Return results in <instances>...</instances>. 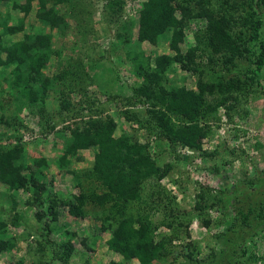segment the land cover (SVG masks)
Wrapping results in <instances>:
<instances>
[{"label":"rangeland","instance_id":"obj_1","mask_svg":"<svg viewBox=\"0 0 264 264\" xmlns=\"http://www.w3.org/2000/svg\"><path fill=\"white\" fill-rule=\"evenodd\" d=\"M25 1L16 0L19 4ZM108 1L71 0L61 10L66 16V19H62L63 26L51 30L52 40L63 50V57L51 56L44 69L47 75L57 72L65 60L71 65L79 61L84 66L76 91L64 94L71 107L67 111L61 110L60 103L53 97L46 99L41 110L16 103L17 106L14 102L12 116L15 122H22V126L15 128L12 123L11 126L8 123L0 124V135H5L1 142L15 144L20 136V142L24 145L20 161L44 174L43 181L50 195L47 199H38L28 186L8 188L0 182V220L5 222L9 235L14 238L12 248L0 252V264L137 263L136 258L126 262L121 255L107 248L110 229L102 228L104 211L100 206L87 201L81 206L82 214L74 216L69 214L73 207L60 203L61 199L73 201L79 188L72 175L57 164L61 154L59 136L67 134L75 125L83 126L89 117L95 116L103 119L111 116L117 124L116 136L128 133L142 143L147 142L150 155L156 158L160 166L171 164L169 172L160 181L150 178L143 182L141 194L149 202H135L127 206L126 213H150L149 222L155 228L157 240L165 236L173 237L168 244L169 253L151 264H264V86H247L245 91L230 94L233 99L224 100L214 116L203 122V133L197 136L193 148L168 144L158 131H150V125L145 124L149 115L148 103L135 98L128 100L132 96L134 83L139 82L140 78L133 74L125 60V48L117 39L118 24L109 20ZM175 1L189 7L197 6L200 1L216 16L227 11L235 23V17L250 13L249 3L255 11L261 10L254 3L255 0ZM141 4V0H125L118 15L114 14V17L121 18V22L133 19L135 23L131 28L130 49L142 50L152 61L160 55L173 54L174 50L167 39L157 45L136 40L137 10ZM229 5L233 7L229 8ZM36 10V1L32 2L27 16L14 10L10 2H1L0 11H9L12 15L9 21L11 25L24 19L23 31L6 35L4 41L21 38L23 32H50L49 27H43L37 21ZM175 13L178 19L182 17L178 7ZM183 21V41L178 45L181 52L193 45L194 35L202 33L206 27L204 18L185 17ZM245 31L237 23L230 34L235 36L242 32L244 35ZM226 54L224 51L216 53L215 63H209L208 51L198 52L195 59L206 75L214 73L227 81L242 77L253 65L244 58V53L241 57H234L235 67L225 68L221 58ZM167 75L171 84H184L190 89H197L199 75L182 70L178 64L172 65ZM5 76L6 72L0 70V88L3 89L0 90V97L7 94ZM215 94L219 99L223 97L218 91ZM133 114L141 118V122L136 121ZM52 124H55V129H48ZM93 154V149L80 150L78 156L70 159V169L81 175L83 169L91 166ZM81 181L85 191L91 187L97 188L85 177H81ZM164 191L167 197H159L158 193ZM202 192L206 195V203L215 202V207L206 206L199 214L194 205L198 198L196 195ZM49 198L58 201L57 220H52L46 212L50 205ZM147 203L153 206L152 210H149ZM170 207L173 213L166 215L172 221L171 226H160L164 211L169 213ZM46 223L52 226L50 233L46 231ZM64 230L75 233L71 236L74 250L65 263L55 255L57 250L59 252V243L68 239ZM254 244L260 258L249 261L247 255ZM237 245L246 248L238 263L232 252ZM60 251L62 253V249ZM188 251L192 255L187 256Z\"/></svg>","mask_w":264,"mask_h":264},{"label":"trees","instance_id":"obj_2","mask_svg":"<svg viewBox=\"0 0 264 264\" xmlns=\"http://www.w3.org/2000/svg\"><path fill=\"white\" fill-rule=\"evenodd\" d=\"M4 1L10 2L11 7L23 12L24 16L29 14L32 2L36 1L37 21L50 30V32L37 30L23 32L21 38L4 41L6 35L23 31L24 19L11 25L9 23L11 13L0 11V70L6 72L4 81L8 85L6 96L0 97V124L8 123L9 126L13 124L17 128L18 125L22 126V122L18 120L15 122L16 119L12 116L14 102L41 110L46 99L53 97L60 103V109L67 111L71 107V102L64 94L76 91L84 66L79 61L71 65L65 60L60 69L58 68L59 70L52 75H47L44 71L51 56L59 59L63 57L61 56L63 50L52 40L51 30L63 26L62 19H66V16L61 10L65 5H69L71 0H26L24 4H19L16 0H0V5ZM141 1L142 4L137 10L136 40L140 43L147 41L157 45L161 40L167 39L174 53L160 55L152 61L151 57L145 55L142 50L130 49L131 28L135 23L133 19L121 22V18L114 17V14L118 15L121 11V4L125 0L107 2L106 8L111 15L109 20L118 24L117 39L125 48V60L132 68L133 74L140 78L139 82L134 83L131 89L132 96L128 97V100L135 98L139 102L143 100L148 103L149 115L145 119V124L150 125L148 127L150 131H158L168 144L193 148L197 136L203 133V122L214 116L217 109L224 104V100L231 97L230 94L245 91L247 86L258 85L260 88L264 86V83H261L264 81V0L254 2L261 10L255 11L253 5L249 3L250 13L244 17L234 18L246 29L244 35L238 32L235 36L231 35L230 31L234 30L237 23L231 21L233 17L227 15V11L216 16L200 1L195 7L176 4L175 0ZM177 7L182 16L180 19L175 15ZM185 17L204 18L206 27L202 33L194 35L195 43L181 52L178 45L183 41L181 36L184 35ZM207 51L209 63L217 62L216 53L221 51L227 53L221 58L225 68L235 67L234 57H241L244 53V58L253 65L242 74V77L228 81L214 73L208 76L205 71L199 69V61L195 59L198 52L207 53ZM174 64H178L186 72L199 75L197 89H190L184 84L170 83L167 71ZM0 90L3 91L1 88ZM217 91L222 94V98L219 99L215 94ZM208 96H211L210 100ZM132 117L141 122V118L137 115L133 114ZM116 126L111 116H105L104 119L95 116L89 117L83 126L75 125L70 128L67 134L60 136L58 134L61 139V154L58 156L57 164L72 175L79 188L73 201L61 199L60 203L73 207L69 210V214L74 216L82 214L81 206L87 201L100 206L104 211L101 217L102 228L110 229V237L106 240L107 248L121 255L122 260L126 262L136 258V264H151L169 253L168 244L173 237L165 236L157 240L155 228L149 222V212L141 215L126 211L127 206L132 203L146 204L147 200L143 199L141 194L143 182L150 178L160 181L169 172L171 164L160 166L156 158L150 155L147 142L142 143L128 133L116 136ZM48 129H55V124ZM4 136V134L0 135V182L8 188L28 186L27 188H31L38 199L50 197L49 189L43 181L44 174L40 170H32L20 161L24 151L20 136L17 137L19 141L15 144L10 142L3 144L1 140ZM82 149H93L94 154L91 166L83 169L79 175L74 169H70V159L78 156V152ZM81 177L95 183L97 188L91 187L85 191ZM203 192L196 195L198 198L194 205L199 214L203 213L206 206L215 207V202L206 203V195ZM160 195L167 197L165 191L158 193L159 197ZM49 201L50 205L46 212L52 220H57L58 201L54 198H49ZM107 203L109 205H106ZM148 206L149 210L153 209L150 203ZM165 211L160 226L170 227L172 221L167 219V215L170 216L173 209L170 207L169 213ZM15 220L18 221L16 216ZM45 227L47 233L52 231V226L48 223ZM64 234L68 235V239L59 243V252L57 250L55 253L63 263L69 259L74 250L71 236L75 233L64 230ZM13 244L14 238L9 235L7 225L0 220V252L12 248ZM242 246L237 245L232 251L236 263L245 252L246 248ZM190 255L192 252L188 251L187 256ZM247 257L249 261L260 258L255 244Z\"/></svg>","mask_w":264,"mask_h":264}]
</instances>
